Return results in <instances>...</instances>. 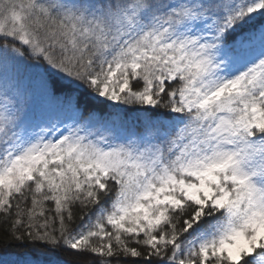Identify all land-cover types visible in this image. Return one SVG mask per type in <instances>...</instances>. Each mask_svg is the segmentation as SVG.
<instances>
[{
	"label": "snow or ice",
	"instance_id": "snow-or-ice-1",
	"mask_svg": "<svg viewBox=\"0 0 264 264\" xmlns=\"http://www.w3.org/2000/svg\"><path fill=\"white\" fill-rule=\"evenodd\" d=\"M0 244L264 264V0H0Z\"/></svg>",
	"mask_w": 264,
	"mask_h": 264
},
{
	"label": "trees",
	"instance_id": "trees-1",
	"mask_svg": "<svg viewBox=\"0 0 264 264\" xmlns=\"http://www.w3.org/2000/svg\"><path fill=\"white\" fill-rule=\"evenodd\" d=\"M41 251L43 252V259L45 260L49 258L71 260L70 254L64 252L63 250H61L59 254L49 252L47 249H42ZM26 254L32 259H36L40 256L39 252L33 251L31 245L27 248L13 246L12 248L6 249L2 244H0V264H22Z\"/></svg>",
	"mask_w": 264,
	"mask_h": 264
}]
</instances>
